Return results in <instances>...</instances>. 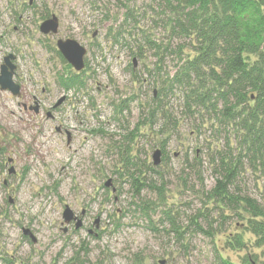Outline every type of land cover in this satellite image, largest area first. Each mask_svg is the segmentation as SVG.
<instances>
[{
    "label": "rangeland",
    "instance_id": "374dc122",
    "mask_svg": "<svg viewBox=\"0 0 264 264\" xmlns=\"http://www.w3.org/2000/svg\"><path fill=\"white\" fill-rule=\"evenodd\" d=\"M52 15L59 32L45 35L40 25ZM163 19L155 0H0V65L15 55L21 86L13 95L0 85V264L264 262L245 219L209 200L213 158L237 143L232 129L204 110L189 113L182 88L159 95L184 43ZM59 38L87 47L84 88L60 85L75 70L57 53ZM126 154L142 165L140 195ZM238 183L263 201V168L245 165ZM145 202L148 214L136 206ZM238 233L246 243L237 250L227 242Z\"/></svg>",
    "mask_w": 264,
    "mask_h": 264
},
{
    "label": "trees",
    "instance_id": "16d2710c",
    "mask_svg": "<svg viewBox=\"0 0 264 264\" xmlns=\"http://www.w3.org/2000/svg\"><path fill=\"white\" fill-rule=\"evenodd\" d=\"M155 1L164 15L170 39L184 40L177 50L173 49L178 54L176 68L163 81L159 95L166 94L170 87L182 88L189 113L204 110L213 122L232 129L237 143L228 142L225 151L216 152L213 158L217 178L209 200L221 211L229 210L235 217L245 219V229L256 239L254 245L260 247L264 245V197L258 200L238 180L245 165L251 170L263 168L264 173V0ZM148 42L157 50L161 62V46L150 39ZM167 51L168 47L164 48L163 52ZM83 73L84 70L60 75V85L67 90L84 88ZM165 148L164 143V157ZM123 159L131 188L140 195L148 187L142 165L127 154ZM152 187L160 195L164 190L158 185ZM136 206L146 214L152 210L146 202ZM165 214L169 215L168 211ZM245 243L241 233L227 242L237 250L243 249ZM135 261L142 264L141 259ZM254 263L261 264L256 257L244 262ZM7 264L14 263L8 260Z\"/></svg>",
    "mask_w": 264,
    "mask_h": 264
},
{
    "label": "water",
    "instance_id": "95a60500",
    "mask_svg": "<svg viewBox=\"0 0 264 264\" xmlns=\"http://www.w3.org/2000/svg\"><path fill=\"white\" fill-rule=\"evenodd\" d=\"M60 28V20L56 15L44 20L40 25V31L44 34H57ZM57 46L59 51L62 53L63 57L70 63L73 68L80 72L85 69V56L87 54V48L82 45L78 40L73 38L58 39ZM13 55L6 57V62L11 69H8V66L4 64L0 72V85L2 90H10L13 95H20L21 86L17 84L13 79V66L10 65V60L13 59ZM1 148V143H0ZM161 150L158 149L153 154L154 165H159L161 163ZM12 172V171H11ZM111 181L106 183V186H109ZM64 218L66 222H70L73 219L78 217L74 214L69 206L66 207L64 211ZM81 225V222L77 223V228ZM26 235L30 234L29 230H25ZM165 262L163 261L162 264Z\"/></svg>",
    "mask_w": 264,
    "mask_h": 264
},
{
    "label": "flooded vegetation",
    "instance_id": "af4514ba",
    "mask_svg": "<svg viewBox=\"0 0 264 264\" xmlns=\"http://www.w3.org/2000/svg\"><path fill=\"white\" fill-rule=\"evenodd\" d=\"M60 39V38H59ZM9 55H12V54H9ZM9 55H7V56H9ZM7 56H5L4 57V59H3V63L0 65V69L2 70V66L4 65V64H6L7 66L9 65L7 62H6V57ZM14 56V58L13 59H11L10 60V65H12L14 68H13V79H14V76L16 75V69H17V65L15 64V62H13V60L15 59V55H13ZM70 65V64H69ZM8 69L10 70L11 69V67L10 66H8ZM70 71L73 69V67L70 65V68H68ZM1 70H0V72H1ZM15 81V80H14ZM39 106V105H38ZM57 106V105H56ZM36 109H38V107H36ZM9 162H12V160L10 159L9 160ZM10 171H13V168H11L10 169ZM72 221V223L74 222V221H76V220H71ZM81 222V221H80ZM250 260H251V258H250ZM255 264V263H254Z\"/></svg>",
    "mask_w": 264,
    "mask_h": 264
}]
</instances>
